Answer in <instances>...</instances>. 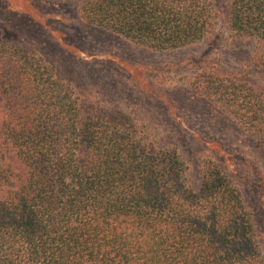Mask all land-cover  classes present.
Segmentation results:
<instances>
[{"label":"trees","instance_id":"16d2710c","mask_svg":"<svg viewBox=\"0 0 264 264\" xmlns=\"http://www.w3.org/2000/svg\"><path fill=\"white\" fill-rule=\"evenodd\" d=\"M78 13L158 51L201 42L223 18L216 0H80ZM224 17L261 46L264 66V0H227ZM24 44L0 48V264H264L241 191L218 165L205 163L191 189L176 152L143 140L118 108L82 118L83 95ZM201 72L196 88L264 144V87Z\"/></svg>","mask_w":264,"mask_h":264},{"label":"rangeland","instance_id":"374dc122","mask_svg":"<svg viewBox=\"0 0 264 264\" xmlns=\"http://www.w3.org/2000/svg\"><path fill=\"white\" fill-rule=\"evenodd\" d=\"M79 1L0 0L1 50L23 40L24 49L53 63L85 98L82 118L100 107L131 114L143 140L179 155L191 189L205 163L218 165L241 191L264 256V144L195 86L201 71L213 68L264 87L261 46L227 31V0H216L223 18L213 34L163 51L91 27L79 16Z\"/></svg>","mask_w":264,"mask_h":264}]
</instances>
